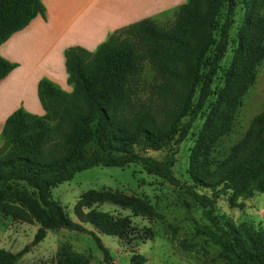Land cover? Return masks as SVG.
<instances>
[{"label": "trees", "instance_id": "1", "mask_svg": "<svg viewBox=\"0 0 264 264\" xmlns=\"http://www.w3.org/2000/svg\"><path fill=\"white\" fill-rule=\"evenodd\" d=\"M188 0L180 7L177 24L189 28L182 40L174 28H162L144 19L111 35L94 53L73 47L64 52L67 85L70 93L48 80L37 86L43 117L19 109L4 122L0 148V197L10 185H23L33 192L42 215L39 229L30 246L13 254L0 249V264H16L30 247L45 239L48 230H67L90 235L101 251L104 264H113L101 240L83 225L99 233L121 240L130 236L127 218L114 219L96 211L84 212L93 204L118 202L106 192H89L74 208L77 222L70 220L64 209L51 198V190L70 182L77 173L95 167L125 168L138 165L174 188L184 190L200 207L220 234L223 253L220 258L230 264H264V230H255L246 223L238 226L226 221L218 224L214 206L220 196L232 191L245 199L264 193V110L255 116L244 138L223 155L213 171L194 170V184L211 189V195L199 194L193 186L182 183L173 173L176 149L164 161L142 156L136 146L157 152L172 143L181 144L197 120L211 94V86L228 46L229 31L234 22L237 0ZM264 0H253L252 16L246 26L251 35L264 34ZM224 18L218 21L221 7ZM45 17L41 0L0 1V46L14 33L23 30L36 17ZM141 44L176 67L172 74L175 89L173 107L158 118L155 111L131 114L123 97L126 84L124 68L134 59ZM246 44L240 53L247 59H261L262 51ZM17 67L0 57V81ZM234 84H251L252 71L241 70ZM232 119L222 114L211 118L206 137H224ZM203 160L209 162L208 154ZM201 174V175H200ZM122 207H126L121 205ZM232 207L243 208L244 205ZM1 209V206H0ZM147 236L150 239L151 233ZM131 264H145L143 256H133ZM69 264H89L77 255Z\"/></svg>", "mask_w": 264, "mask_h": 264}, {"label": "rangeland", "instance_id": "2", "mask_svg": "<svg viewBox=\"0 0 264 264\" xmlns=\"http://www.w3.org/2000/svg\"><path fill=\"white\" fill-rule=\"evenodd\" d=\"M252 1L237 0L228 46L214 77L211 94L186 139L176 148L169 143L157 152L141 146L134 148L136 153L159 161H164L169 152L176 149L174 175L199 194L210 196L211 189L194 184L195 168L213 171L215 163L244 138L251 120L264 110V34L251 35L246 26L252 16ZM160 2L170 7L148 19L162 28H174L179 38L187 40L189 28L178 26L177 18L180 7L188 0ZM197 5L200 8L202 2L199 0ZM260 11H264V5ZM223 18L222 6L219 23ZM248 43L250 49L262 51L261 59H247L240 53V48L244 49ZM175 70L163 57L137 44L134 59L124 68L126 84L122 89L131 114L155 111L158 118L165 115L173 107L172 91L176 87L172 74ZM241 70L252 71L251 84H234L233 79ZM217 114L232 119L229 131L222 138H209L203 143L206 126ZM1 130L0 126V148L3 145ZM205 154L210 157L209 162L203 160ZM92 191L109 193L118 204H93L90 209H83L84 212L96 211L114 219L127 218L130 222L131 234L123 240L103 235L91 225H83L101 240L113 264H131V258L138 255L146 259L145 264H230L220 258L222 239L207 219L206 210L184 190L147 175L140 166L95 167L82 171L70 182L53 188L51 198L70 220L77 222L74 208L83 195ZM231 203L244 207H232ZM0 206V249L16 254L32 244L39 229L41 209L33 192L18 184L10 185L2 194ZM214 216L221 226L229 221L236 226L246 223L255 230H264V193L245 199L229 191L217 199ZM149 233L150 239L145 236ZM77 255L85 256L89 264H104L102 253L90 235L48 230L45 239L30 247L16 264H69Z\"/></svg>", "mask_w": 264, "mask_h": 264}, {"label": "crops", "instance_id": "3", "mask_svg": "<svg viewBox=\"0 0 264 264\" xmlns=\"http://www.w3.org/2000/svg\"><path fill=\"white\" fill-rule=\"evenodd\" d=\"M45 17L33 19L0 46V57L17 67L0 81V126L15 111L42 117L37 86L48 80L65 92L64 52L90 53L115 32L153 17L170 6L160 0H41Z\"/></svg>", "mask_w": 264, "mask_h": 264}]
</instances>
